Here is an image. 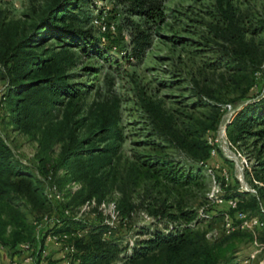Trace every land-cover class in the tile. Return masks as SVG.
<instances>
[{"label": "rangeland", "instance_id": "obj_1", "mask_svg": "<svg viewBox=\"0 0 264 264\" xmlns=\"http://www.w3.org/2000/svg\"><path fill=\"white\" fill-rule=\"evenodd\" d=\"M154 4L159 11L153 21L132 10L133 0H0V49L25 41L24 50L44 63L19 83L50 76L67 91L60 94L58 86L54 95L38 86L25 93L27 100L21 104L32 120L28 127H19L13 122L15 87L0 55V138L16 169L38 180L51 171L63 193L61 201L48 203L39 214L69 209L76 218L65 226L76 227L84 237L101 225L105 239L118 240L116 264L124 262L135 242L155 229L176 225L161 212L172 199L195 207L196 218L188 225L203 230L207 241L236 234L223 245L220 264H241L255 250L264 256V224L252 231L226 232V219L231 226L238 224L236 210L264 223V138L245 134L237 139L235 126L229 124L241 106L264 96V60L256 66L264 55V31L253 30L264 25V0ZM221 12L251 43V57L241 71L221 66L226 63L216 35L217 21L226 18ZM56 27L67 29L63 33ZM138 32L150 39L141 55L133 51ZM245 87L248 96L241 99ZM199 98L208 105L201 107ZM148 107L176 126L193 119L207 122L218 109L212 142L217 152L198 162L200 172L187 175L192 160L171 142L154 140ZM225 115L227 122L218 132ZM107 121L117 122L120 140L99 131ZM112 141L115 151L109 152V162L99 161ZM65 148L81 149L79 160L72 157L60 165ZM88 157L96 160L88 174L90 196V185L82 180ZM86 201L93 204L82 210Z\"/></svg>", "mask_w": 264, "mask_h": 264}, {"label": "trees", "instance_id": "obj_2", "mask_svg": "<svg viewBox=\"0 0 264 264\" xmlns=\"http://www.w3.org/2000/svg\"><path fill=\"white\" fill-rule=\"evenodd\" d=\"M154 3L155 0H133L132 10L136 14L154 21L158 17L159 11ZM222 14L225 18L226 12H221L220 15ZM259 24L262 22L259 21ZM263 26V24L259 25V29L254 28L253 30H261L260 32H262L264 31ZM216 28V35L225 50L222 55L226 56V63H222L221 66L237 71L243 70L246 59L251 57V43L246 39L243 29L227 17L219 19ZM58 29L65 33L67 28L59 27ZM149 41L148 33L138 32L133 38V51L141 55L149 46ZM24 42L21 41L10 49L4 46L0 49V55L6 58L4 65L10 76L11 86L15 87L13 122L21 128L28 127L32 120V116H29L30 113L25 111V106L23 107L21 104L27 100L25 93L38 86H42L49 94L55 95L57 93L55 87L58 86H60L58 89L60 94L67 92L64 85H60L59 80L50 76L30 81L27 84L19 83L32 73H36L41 66H44L42 61H39L37 57H32L30 53L24 50L25 47H22ZM262 60H264V55L259 59L256 66L260 65ZM230 64H234V66L232 67ZM248 90L247 87L241 89L238 97L241 99L247 97ZM205 96L208 97L209 95L206 94ZM199 102L201 107L208 105L200 98ZM146 113L153 118L154 125L151 128V134H153L154 140L171 142L179 152L184 153L192 160L194 167L185 169L187 175L191 172H200L197 166L198 162L210 158L211 150H214V153L217 152L212 142L220 117L218 109L211 111L207 117V122L193 119L179 126L174 125L168 117L160 118L156 108L148 107ZM229 124L235 126L237 139L244 138L245 134L259 139L264 138V96H259L252 102L241 106ZM254 127L255 130L252 131ZM99 131L101 133L108 132L107 138H112V140H120L121 138V131L116 121L102 122L99 125ZM114 142L116 141H112L108 149L102 151V155L98 157L100 158L99 161L109 162V152L115 151ZM80 152L81 149L69 150V148H65L59 164L66 166L67 161L72 157L79 160ZM88 158L89 164L82 173V180H86L90 185L86 191V195L90 196L93 191L91 188L92 181L88 174H91L90 171H92L96 160L94 157ZM13 163L10 160V150L0 138V246L6 248L9 259L14 256L12 251L14 245L29 241L32 238L36 227L34 222L43 216L39 213L48 208V203L54 204L45 198L42 182L32 173L16 169V164ZM103 166L104 164H100L99 168ZM49 172L51 173L47 170L44 176ZM51 176L55 183L52 173ZM62 210L54 211L51 215L59 214ZM161 212L172 222H176V225L164 230L155 229L149 233L146 239L135 242L128 255L124 257L122 264H220L224 256L223 245L236 234L232 233L217 242L207 241L203 230L188 225L195 220L196 209L189 207L182 199H172L167 205L163 204ZM37 214L39 217H35ZM66 221L73 223L75 220L63 219L62 224L57 229L58 231L79 230L76 227L68 229L65 226ZM117 241V239H105L101 225L94 227L87 237L82 235L81 238L74 241V245L80 253L79 264H116L120 251Z\"/></svg>", "mask_w": 264, "mask_h": 264}, {"label": "built area", "instance_id": "obj_3", "mask_svg": "<svg viewBox=\"0 0 264 264\" xmlns=\"http://www.w3.org/2000/svg\"><path fill=\"white\" fill-rule=\"evenodd\" d=\"M102 31L105 26H101ZM109 30H113L110 26ZM228 111L232 112L228 106ZM225 118V119H224ZM218 127V132L223 131V125L227 122L228 117L225 115ZM214 155V150L210 152ZM42 182L43 193L47 200L58 202L63 199V193L58 189L52 180L51 173L46 176L38 177ZM232 209H236V202H228ZM89 204L93 202L86 201L85 208L89 210ZM226 217H228L226 215ZM65 218L74 219L69 209H63L59 214L43 215L35 224V230L32 238L29 241L13 246L14 256L9 259L8 264H79L80 253H78L74 241L82 237L79 230L74 231H58L57 229L62 224ZM237 226H231L230 221L226 219L227 233L242 230H254L263 226V221L257 217H247L241 211L236 210ZM241 264H264V256H258V250L253 251L249 257L241 262Z\"/></svg>", "mask_w": 264, "mask_h": 264}, {"label": "crops", "instance_id": "obj_4", "mask_svg": "<svg viewBox=\"0 0 264 264\" xmlns=\"http://www.w3.org/2000/svg\"><path fill=\"white\" fill-rule=\"evenodd\" d=\"M9 256L5 247L0 246V264H8Z\"/></svg>", "mask_w": 264, "mask_h": 264}]
</instances>
